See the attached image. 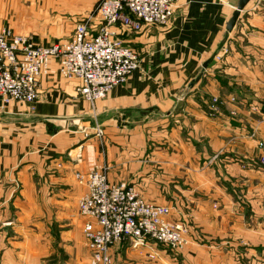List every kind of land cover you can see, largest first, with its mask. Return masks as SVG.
<instances>
[{"label": "crops", "instance_id": "crops-1", "mask_svg": "<svg viewBox=\"0 0 264 264\" xmlns=\"http://www.w3.org/2000/svg\"><path fill=\"white\" fill-rule=\"evenodd\" d=\"M228 2L177 0L166 26L119 30L140 66L94 106L76 94L77 80L59 75L54 61L34 104L0 102V264H89L77 216L86 188L74 174L96 165L108 167L111 183L134 185L171 212L178 207L201 231H193L198 238L193 235L184 258H170L161 248L158 260L133 254L134 262L122 263L117 246L115 264H238L232 250L241 246L239 238L258 241V226H244L236 213L227 222L230 184L221 182L245 176L253 187L262 175L242 169L240 158L254 160L264 142V2L248 8L219 49ZM36 30L42 45L68 32ZM213 96L223 104L216 117L208 115ZM241 103L261 104L263 113L250 115ZM218 153L214 164L205 161Z\"/></svg>", "mask_w": 264, "mask_h": 264}, {"label": "built area", "instance_id": "built-area-1", "mask_svg": "<svg viewBox=\"0 0 264 264\" xmlns=\"http://www.w3.org/2000/svg\"><path fill=\"white\" fill-rule=\"evenodd\" d=\"M177 0H97V30L90 16L75 25L70 41L37 44L32 36L11 28H0V102L34 104L41 80L57 63L59 75L77 80L75 92L95 105L140 66L138 53L119 38V28L140 32L146 27L166 26L172 19ZM103 131L97 130V136ZM77 182L86 188L78 202L85 220L84 236L92 252V264H111L110 251L127 243L143 250L153 243L171 248L185 244L183 225L169 221L171 210L149 203L135 186L113 184L106 166L77 172Z\"/></svg>", "mask_w": 264, "mask_h": 264}, {"label": "rangeland", "instance_id": "rangeland-1", "mask_svg": "<svg viewBox=\"0 0 264 264\" xmlns=\"http://www.w3.org/2000/svg\"><path fill=\"white\" fill-rule=\"evenodd\" d=\"M96 7H97V0H0V28H11L17 33L32 36L34 41L37 44H39L36 39L37 37L36 35L38 33V31L36 30L37 27H42V29H47L51 31L56 30V32L59 31V27H60L61 29L63 30L66 29L68 31L67 35L65 37L53 38L52 40L46 42L44 45H50L58 42H66V41H70L72 36L74 35L73 33V31L75 30L74 25H76V23L79 21H83V20L87 21L86 19L89 18L90 16L93 17L92 21L94 22V24L92 25V29L94 31L97 30V25L100 23V20L96 16V11H97ZM28 20H30V23H27ZM118 28L119 30H122V27L120 25H118ZM236 101H237L236 97L230 98V102L238 104ZM222 106L223 104L221 101V97L213 96L211 98V102L209 103L208 115L210 117H216L217 114L221 112ZM239 106H242V109L244 110H248L245 112H248V114L250 115L252 114L251 112H255L256 114L259 115L263 113L261 110V104H255L254 106H249V104L241 103ZM228 111L232 112L233 116H236L237 111L239 110L231 106V108ZM245 118L247 119L248 117ZM262 123L264 124V120L262 121ZM98 129L99 128H97V130ZM99 130L102 129L100 128ZM258 148H257L258 151L253 152L252 157H251V153L244 154L253 158L254 160L250 159L246 161V159L240 158L241 162H244V164L240 163L242 169L246 171L247 169L260 171L262 175L258 183H255L252 187L251 184L252 179L246 178L245 176L243 177L242 181L237 179L233 181V178H235L233 177V178H226V180L221 182L223 184H225V182L230 184L226 186L227 189H225V192L228 194V198H229V201H227L228 206H225V208H223L225 213L228 214V216L225 217L227 222H229L227 217L232 216L234 213H236V214H240V216L238 215L237 217H241L240 220L242 221V224L244 226L245 224L249 225L250 227L252 226V224L254 225V227L258 226L257 229L258 232H254L255 236L256 235L259 236L258 241L257 239H255V237L254 240H252L250 237L247 236L244 237L243 240L242 238H239L238 240L241 239L240 242L241 246H239V248L237 249L232 250L233 252L232 254L233 256H235L238 264H264V142H260ZM220 156L221 153H218L215 154L214 157H207L205 161L211 162L210 164L212 163L214 164L215 161L219 160ZM106 168L108 172L109 169L108 167ZM93 169L94 167L88 172L92 171ZM77 172H82V171H77ZM77 172H75L74 177ZM77 184L79 183L77 182ZM136 189L139 191L142 198H144V200H146L147 202L159 206L169 207L167 206V204L162 205L161 203L155 202V200H147L137 187ZM82 195L77 201V216L80 220H82V234L86 243V248H87L86 251H88L86 254H87V258H89V264H92V252L90 248H88V242L84 236V231H83L85 220L79 215V211H78V202L80 201ZM253 201L255 206H253ZM177 203H180V201H178ZM172 206L175 209L176 205H172ZM253 210H258V214L260 217L259 219L257 220L255 219L256 213L253 212ZM187 216L186 214L185 216H182L178 211V207H176L175 211H172L169 216V221L171 224L183 225L187 230L186 233H184L185 244L182 247L171 248L168 245L162 243H153L148 248H145L143 250H137L131 248L130 244L124 243L121 244L119 247L121 248L119 254L121 262L122 263L134 262L133 254L134 257L135 255L144 256L148 258L150 261H154L155 258L158 260L159 256L157 255V252L161 248L166 252V255H168V257L170 258H177V259L181 257L184 258L185 254H183V251H185V248L190 243V241L194 239L193 235L198 238V234L195 232L201 233V231L197 230V227L195 226L194 223L195 219H193V217L191 216L190 217ZM226 239H230V237H226ZM114 250L115 248H112L110 251V256L112 261L111 264H115Z\"/></svg>", "mask_w": 264, "mask_h": 264}, {"label": "water", "instance_id": "water-1", "mask_svg": "<svg viewBox=\"0 0 264 264\" xmlns=\"http://www.w3.org/2000/svg\"><path fill=\"white\" fill-rule=\"evenodd\" d=\"M255 2H257V0H230V2H228L230 14L225 25V35L219 49L223 48L224 45L228 42L230 37L236 31L238 24L242 19L244 13ZM209 62H206L204 64V68L208 66Z\"/></svg>", "mask_w": 264, "mask_h": 264}, {"label": "bare ground", "instance_id": "bare-ground-1", "mask_svg": "<svg viewBox=\"0 0 264 264\" xmlns=\"http://www.w3.org/2000/svg\"><path fill=\"white\" fill-rule=\"evenodd\" d=\"M21 9H22V7H21Z\"/></svg>", "mask_w": 264, "mask_h": 264}]
</instances>
